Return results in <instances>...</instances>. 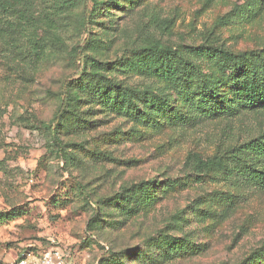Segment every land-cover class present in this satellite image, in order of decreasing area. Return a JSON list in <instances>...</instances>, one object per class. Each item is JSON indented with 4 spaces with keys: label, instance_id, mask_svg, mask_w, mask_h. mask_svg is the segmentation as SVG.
Instances as JSON below:
<instances>
[{
    "label": "rangeland",
    "instance_id": "374dc122",
    "mask_svg": "<svg viewBox=\"0 0 264 264\" xmlns=\"http://www.w3.org/2000/svg\"><path fill=\"white\" fill-rule=\"evenodd\" d=\"M69 24L40 63L0 39V214H19L0 224V264L53 249L70 264H245L254 251L264 264V190L252 182L264 156L250 150L264 142V104L248 102L264 93V0H86ZM153 41L191 77L149 75L140 48ZM85 60L141 92L131 117L71 87ZM69 88L79 103L55 121ZM189 154L221 166L196 173ZM145 182L156 194L136 214L106 204ZM166 241L185 248L164 257Z\"/></svg>",
    "mask_w": 264,
    "mask_h": 264
},
{
    "label": "trees",
    "instance_id": "16d2710c",
    "mask_svg": "<svg viewBox=\"0 0 264 264\" xmlns=\"http://www.w3.org/2000/svg\"><path fill=\"white\" fill-rule=\"evenodd\" d=\"M85 1L0 0V39L5 41L6 50H9L13 57L16 56L24 63H40L50 51H61V47L64 45L63 34L71 26L69 20L73 15V11L84 5ZM94 9H97L96 6ZM89 20L90 18L86 14L79 17L75 23L77 27L86 30ZM140 50L145 52V56L150 60L149 65L146 67V72L149 75L167 79L175 84L182 81L185 77H191L188 72L189 64L182 61L181 57H176L174 52L168 50L161 43L157 41L147 42L141 46ZM177 55L179 54L177 53ZM104 69L105 71L109 70L107 66ZM85 70H89L86 75H84ZM102 70L100 63L95 60L89 62L85 60L82 67L79 68L83 77L78 78L71 87H74L79 93L88 96V98L97 101L103 107L111 109L117 114L131 117L136 110L133 108L132 103H134V99L140 97L141 92L135 93L132 90L118 88V84L110 82L100 73ZM72 92L71 88L67 89V98L60 107L55 121H57L58 117L60 120V116H62V119L67 109L79 103V99ZM143 95L146 100L151 97V93L148 91H145ZM248 102L253 106L259 103L264 104V93L261 95L251 93L248 97ZM77 117L82 126L86 121L85 118L80 115H77ZM37 125L51 129L50 126L43 123H37ZM51 137L55 147L60 150L62 146L58 138L54 134H51ZM262 139L260 138L256 144L250 146V150L260 157L264 156V142H262ZM191 160L195 172L200 174H206L221 166V160L216 157L201 160L198 156L189 154L187 162ZM252 179L255 186H258L260 190H264L263 171L257 172V174L252 176ZM152 186L156 187L155 183L153 185L152 182H145L122 189L119 194H115L108 199L106 204L114 205L113 207L116 211L121 214L134 215L142 209L143 203L149 204L153 201L151 195L153 193L156 194V192L154 188L150 189ZM100 209V204L97 202L96 208L92 211L91 218L88 221V228H91L94 224L101 223ZM18 216L19 214H16L14 210L6 214L1 213L0 224L15 220ZM163 246L164 257H169L174 252H181L185 248V244L174 241H166ZM259 256L260 252H252L246 258L245 264H253Z\"/></svg>",
    "mask_w": 264,
    "mask_h": 264
},
{
    "label": "built area",
    "instance_id": "2783aa9c",
    "mask_svg": "<svg viewBox=\"0 0 264 264\" xmlns=\"http://www.w3.org/2000/svg\"><path fill=\"white\" fill-rule=\"evenodd\" d=\"M10 264H70L69 256L63 251L53 249L45 251L38 256L27 255L14 260Z\"/></svg>",
    "mask_w": 264,
    "mask_h": 264
}]
</instances>
